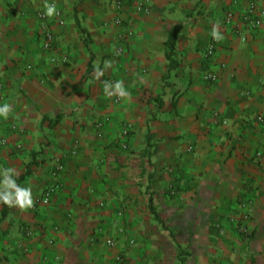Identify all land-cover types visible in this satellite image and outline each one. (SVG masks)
I'll list each match as a JSON object with an SVG mask.
<instances>
[{
    "label": "crops",
    "instance_id": "crops-1",
    "mask_svg": "<svg viewBox=\"0 0 264 264\" xmlns=\"http://www.w3.org/2000/svg\"><path fill=\"white\" fill-rule=\"evenodd\" d=\"M48 2L0 0V264H264V0Z\"/></svg>",
    "mask_w": 264,
    "mask_h": 264
},
{
    "label": "clouds",
    "instance_id": "clouds-1",
    "mask_svg": "<svg viewBox=\"0 0 264 264\" xmlns=\"http://www.w3.org/2000/svg\"><path fill=\"white\" fill-rule=\"evenodd\" d=\"M44 15L52 17L56 14V6L54 3H49L45 0ZM214 39H223L222 34L219 32L218 27H214L212 31ZM106 67L110 66V62H106ZM97 78L104 74V70L96 69ZM104 90L108 95H118L120 97H126L128 93L125 91L122 81H117L115 84L104 82ZM12 112V105L9 103L0 104V118L8 119L9 114ZM3 180L0 181V202L9 206L17 205L20 208H28L33 205L32 190L29 187H23L19 185L14 178V170L11 168L3 169Z\"/></svg>",
    "mask_w": 264,
    "mask_h": 264
},
{
    "label": "built area",
    "instance_id": "built-area-1",
    "mask_svg": "<svg viewBox=\"0 0 264 264\" xmlns=\"http://www.w3.org/2000/svg\"><path fill=\"white\" fill-rule=\"evenodd\" d=\"M117 5L120 6V2H117ZM139 10H145V9L143 8V6L140 5ZM256 11H257V0H249L246 12L241 14V16L238 17V20L236 22L237 25L235 27V31L237 33H241L242 30H250L252 28H258L261 25V20L256 15ZM232 17H233V14L229 13L227 15V22L231 21ZM51 39H52V35L50 33L47 34V40L50 41ZM241 40L245 41V37L242 36ZM48 46H49V43L46 42L45 47L47 48ZM210 50H208V52H210ZM205 78L207 80H210V79H213V76L211 74H207L205 76ZM259 119H261V118H259ZM96 126H97V128H99L100 124H97ZM56 188H57V185H54V186H51L50 188H48L47 190H45L43 192L41 198L38 199V202H41L43 204H47L49 202V198L51 197V194H53V192L56 190ZM242 219L244 221H246L249 219V217H248V215H244V217ZM240 231L242 233H246L247 232L246 226L241 225ZM106 243L109 246L113 245V242L111 239L107 240Z\"/></svg>",
    "mask_w": 264,
    "mask_h": 264
},
{
    "label": "trees",
    "instance_id": "trees-1",
    "mask_svg": "<svg viewBox=\"0 0 264 264\" xmlns=\"http://www.w3.org/2000/svg\"><path fill=\"white\" fill-rule=\"evenodd\" d=\"M181 27L178 26V27H175L173 28L170 32H169V35H168V40L166 42V49H167V52H166V55H167V58L169 60V63H170V66L173 64V60H172V54H173V50H174V44H175V40H176V36L177 34L179 33ZM91 71V68L88 69L87 71V74ZM149 141V138L147 139ZM29 174V171L26 172L25 175H28ZM22 176V178L24 177ZM0 205H1V212H0V221L1 219L5 216L6 212H7V204H4L2 202H0Z\"/></svg>",
    "mask_w": 264,
    "mask_h": 264
}]
</instances>
